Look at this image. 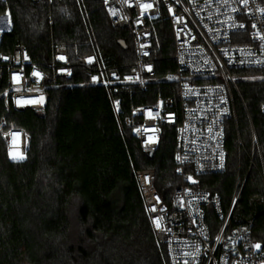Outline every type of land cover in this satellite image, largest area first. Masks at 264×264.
<instances>
[{
    "label": "trees",
    "instance_id": "16d2710c",
    "mask_svg": "<svg viewBox=\"0 0 264 264\" xmlns=\"http://www.w3.org/2000/svg\"><path fill=\"white\" fill-rule=\"evenodd\" d=\"M6 13L11 31L4 38L5 51L23 45L33 61H41L53 41L66 46L73 61L90 53L109 66L133 60L128 34L110 25L104 0H0V15ZM157 33L159 56L168 57L170 30ZM164 62L169 67L162 74L173 69L169 60ZM236 74L264 150V75L256 70ZM85 80L76 69L61 87L47 91L42 113L12 110L6 116L3 128L13 124L28 136L26 155L18 161L9 159L1 135L7 109L0 85V264H169L166 251L156 245L135 171H155L156 188L171 206L179 185L174 132L167 130L161 146L148 156L130 130L121 128L108 92ZM238 134L250 152L252 133L241 107L238 126L228 131L226 172L199 177L194 186L219 195L224 210L235 190ZM219 223L213 214L208 217L213 230ZM243 224L264 247V190L255 171L248 175L230 228Z\"/></svg>",
    "mask_w": 264,
    "mask_h": 264
},
{
    "label": "built area",
    "instance_id": "2783aa9c",
    "mask_svg": "<svg viewBox=\"0 0 264 264\" xmlns=\"http://www.w3.org/2000/svg\"><path fill=\"white\" fill-rule=\"evenodd\" d=\"M42 1L50 0H32ZM104 7L110 25L128 34L133 60L126 64L109 66L94 53L73 61L67 47L53 41L41 61H33L23 45L5 51L11 21L8 13L0 15V85L7 109L1 135L6 149L25 157L28 148L23 129L13 124L3 128L6 116L12 110L42 113L47 91L61 87L79 69L86 84L108 92L121 128L130 130L143 152L154 153L165 132H174L179 185L171 206L156 188L155 171H135L156 245L166 251L169 264H264V247L250 226L230 228L251 171L264 190V150L236 74L256 70L264 75V0H104ZM167 27L172 53L160 57L157 32ZM167 60L173 69L162 74ZM240 107L249 120L252 149L246 150L238 134L235 190L224 210L219 195L194 186L199 177L226 172L228 131L238 126ZM260 111L264 114V103ZM211 214L220 220L215 230L208 224Z\"/></svg>",
    "mask_w": 264,
    "mask_h": 264
},
{
    "label": "rangeland",
    "instance_id": "374dc122",
    "mask_svg": "<svg viewBox=\"0 0 264 264\" xmlns=\"http://www.w3.org/2000/svg\"><path fill=\"white\" fill-rule=\"evenodd\" d=\"M7 154L9 159L13 160V161H18V160H22L24 157L20 156L17 152L14 151H8L7 150Z\"/></svg>",
    "mask_w": 264,
    "mask_h": 264
},
{
    "label": "water",
    "instance_id": "95a60500",
    "mask_svg": "<svg viewBox=\"0 0 264 264\" xmlns=\"http://www.w3.org/2000/svg\"><path fill=\"white\" fill-rule=\"evenodd\" d=\"M120 45H121L122 48H126V44H125L124 41H121V42H120ZM147 154H148V156H150V157L153 156V152H148Z\"/></svg>",
    "mask_w": 264,
    "mask_h": 264
},
{
    "label": "snow or ice",
    "instance_id": "6c2138e0",
    "mask_svg": "<svg viewBox=\"0 0 264 264\" xmlns=\"http://www.w3.org/2000/svg\"><path fill=\"white\" fill-rule=\"evenodd\" d=\"M144 7H146V8H147V7H151V5H144ZM257 247H259V245H257Z\"/></svg>",
    "mask_w": 264,
    "mask_h": 264
}]
</instances>
